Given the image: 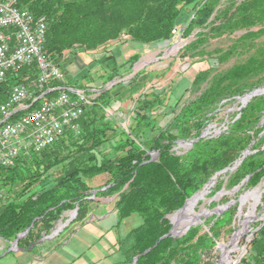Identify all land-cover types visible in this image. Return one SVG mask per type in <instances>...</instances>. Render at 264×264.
<instances>
[{
	"label": "trees",
	"instance_id": "obj_1",
	"mask_svg": "<svg viewBox=\"0 0 264 264\" xmlns=\"http://www.w3.org/2000/svg\"><path fill=\"white\" fill-rule=\"evenodd\" d=\"M19 6L44 17L45 53L60 67L66 53L73 57L110 42L149 45L169 40L184 14L188 18L182 36L193 35L194 39L182 48L183 57L203 56L210 39L238 34L227 47L208 53L214 64L197 71L191 87L184 91L197 94L186 101L182 94L170 112L166 111L165 92L151 90L135 99L126 129L107 118L106 109L115 100L131 98L147 83L149 73L143 70L128 83L102 90L80 117V133L68 130L40 153L19 157L13 167L0 168L4 191L0 238L10 242L26 232L18 239V247L23 240V248L28 249L48 235L66 211L76 209L69 226L82 225L94 194L114 196V227L134 214L141 219L117 239L122 259L115 264H131L135 256L134 264H213L211 252L222 229L233 230L236 208L190 226L179 237L168 234L172 227L169 215L216 173L231 167L249 146L254 152L229 174V185L247 181L254 187L264 181V147L260 146L264 142L260 125L264 93L250 98L225 132L200 137L222 102L264 87V0H20ZM138 58L135 53L118 63L114 55L104 54L102 82L119 77L120 69L126 64L130 68ZM62 66L63 84L88 87L77 79L66 81ZM17 79L8 77L0 83V99ZM158 115L168 117L163 125L156 120ZM179 140L194 141L185 152L176 154L173 146ZM151 152L156 153L153 160ZM99 175H105L104 182L92 186V179ZM218 183L217 188L222 185ZM242 264H264V224L258 225Z\"/></svg>",
	"mask_w": 264,
	"mask_h": 264
},
{
	"label": "rangeland",
	"instance_id": "obj_2",
	"mask_svg": "<svg viewBox=\"0 0 264 264\" xmlns=\"http://www.w3.org/2000/svg\"><path fill=\"white\" fill-rule=\"evenodd\" d=\"M187 18V14L181 17L180 24L173 32L171 39L166 41L149 45L130 42L117 45L116 42H110L97 51L88 53L79 52L73 57H70L66 53L65 58L61 62L65 66L66 81L77 79L83 84L88 85L87 88H110L112 83L102 82V76L105 72L103 68L104 64L101 61L103 55H114L117 62L122 63L129 56L136 53L139 55L138 60L130 68L128 64L121 68V75L116 77L113 83H128L138 72L143 70L149 73L148 81L144 86H140L131 98L115 100L106 109L107 118L115 120L121 128L126 129L133 115L132 111L135 99L139 94L150 92L151 90H155L158 93L165 92L166 111L170 112L171 105L182 94H184L182 101L190 100L197 94V92L193 91H186V93L184 91L186 88L191 87L192 79L197 71L206 69L214 64L212 55L210 56L208 53H211L217 47H227L231 39L238 35L234 34L230 37L222 36L210 39L204 46L205 52L203 56L193 58L188 56L183 57L181 56L182 48L194 39L193 35L188 37L182 36V28ZM232 62L233 60H230L223 67L230 65ZM62 65L61 68L63 67ZM242 98L243 96H240L221 103L214 119L203 129V132H206L205 136L220 135L227 130L229 123L233 121L234 117L239 116L240 110L243 107ZM167 118L162 119V115L156 116L157 121L161 120V125L164 124ZM260 125L263 126L262 134L264 135V115L261 118ZM190 141H177L173 146V151L176 154L185 152L192 144ZM260 146L263 148L264 142ZM246 150L249 151L248 154L254 152L250 146ZM151 156L153 159L156 158V153L151 152ZM234 169L219 173L213 179V184L207 188L204 197L198 201L194 208V212L200 214L196 222L189 224L185 229H183V222L178 223L176 227L173 222L171 223L173 234L175 237H179L184 234L188 227L203 223L204 220L212 216H220L223 212L234 206L236 212L233 218V230L228 232L226 227L222 229L218 243L211 252L213 264H219L223 251L226 249H229V262L227 264H242V259L249 254L250 241L258 229V225L264 224V181H260L254 187L248 186L247 181L231 187L228 177ZM104 179L105 175L96 176L92 179L91 184L94 187L99 186L104 182ZM209 181L212 180L210 179ZM219 181L222 182V185L217 188ZM91 192L94 193L95 190ZM89 198L93 200L89 210H92L98 204H106L107 208L110 209L111 205L114 204V196L97 197L92 194ZM176 213L177 211L169 215V218L172 220L173 215ZM75 216L76 213L73 210L64 212L62 217L55 223L53 229H51V232L48 235H43L37 241L40 243L35 244L36 242H34L30 244L29 248L33 246V250H30V253L21 251L26 250L22 246L24 245L23 240L20 241L19 247L16 245L14 248H12V244H7L6 248H3V244L0 241V264H31L32 253L44 258L43 263L35 261L33 264H85L88 261L96 262L95 264H108L114 258L112 256L105 261L103 259V261L100 260V257L103 255V246H108L106 250L108 257L114 252L109 244L115 238L116 233L120 235L124 231L128 232L127 229L133 227L134 224L132 223L134 220L141 221L140 217L134 214L125 221L121 229L114 230L110 235L95 236L96 232H101L100 225L91 226V229H87L91 230L89 233L86 230L77 232L78 223L68 225ZM240 229H244V232L238 239L236 246L233 247L230 244L231 239L235 232ZM74 233L76 235H73ZM66 241H69V243L65 244Z\"/></svg>",
	"mask_w": 264,
	"mask_h": 264
},
{
	"label": "built area",
	"instance_id": "obj_3",
	"mask_svg": "<svg viewBox=\"0 0 264 264\" xmlns=\"http://www.w3.org/2000/svg\"><path fill=\"white\" fill-rule=\"evenodd\" d=\"M19 1L0 0V83L8 77L19 78L0 99V168L40 153L68 130L80 133V117L108 89L63 84L61 67L45 53L44 17L34 16ZM205 134L202 130L200 137L218 136Z\"/></svg>",
	"mask_w": 264,
	"mask_h": 264
},
{
	"label": "crops",
	"instance_id": "obj_4",
	"mask_svg": "<svg viewBox=\"0 0 264 264\" xmlns=\"http://www.w3.org/2000/svg\"><path fill=\"white\" fill-rule=\"evenodd\" d=\"M97 197H99V196H97ZM131 216L125 218L122 221V223H121V225L119 227H114V224H115V209H114V204L111 205V208L110 209L107 208V205L106 204H98V206L93 207L92 210H89L88 215H87V218L84 221V223L82 225H78L79 227L77 229V232H79L81 230H86L89 233L91 230L89 231L87 229H91V226H93V225L95 226V225L99 224L100 227H101L100 228L101 229V232H96L95 236H98V235L99 236L110 235V233L114 232V230L121 229V227L123 226V224L125 223V221H127V219H129ZM140 222L141 221H139V220H134V222L132 223V224H134L132 228L138 226L140 224ZM127 230L129 231L130 229H127ZM126 233H127V231H124L120 235H117V233H116L115 238L112 239L111 243L109 244V246L114 250V252L112 253L113 255L111 254V255H109L107 257V251L106 250L108 249V246H103V248H104V250H102V254L103 255L100 257L101 258L100 260L103 259L105 261L106 259H109L110 257L113 256L114 259L111 261V263L108 262V264H115V263H117L118 261H120L122 259V256L118 252L117 247L115 246V244H116V240L118 238L124 237L126 235ZM73 235H76V233H74ZM100 240H102V239H100ZM0 241L3 244V248H6L7 244H12V241H10V242L9 241H5L2 238H0ZM37 243H40V242H36L35 244H37ZM68 243H69V241H66L65 242V244H68ZM31 247H33V246H31ZM30 248H28L26 250H21V251H25V252L30 253L31 252L30 251ZM32 254H33V258L31 260V264H33L35 261H37L39 263H43L44 258H41L37 254H34V253H32ZM95 263L96 262L88 261L85 264H95Z\"/></svg>",
	"mask_w": 264,
	"mask_h": 264
},
{
	"label": "bare ground",
	"instance_id": "obj_5",
	"mask_svg": "<svg viewBox=\"0 0 264 264\" xmlns=\"http://www.w3.org/2000/svg\"><path fill=\"white\" fill-rule=\"evenodd\" d=\"M246 100L247 98L243 99V101ZM212 184H213V180L210 181L202 190H200L199 192L194 194L191 198H189L186 201L184 207L180 211H178L175 215H173L172 222L174 223L175 227L178 225V223L183 222L184 223L183 229H185L189 224L194 223L199 219L200 214L195 213L194 208L198 203V201L204 197V194L207 192V188ZM243 232L244 229H240L237 232H235L230 242V244L233 245V247L236 246V243L238 242V239L243 234ZM228 253H229V249L223 251V256L219 264H227L229 262Z\"/></svg>",
	"mask_w": 264,
	"mask_h": 264
},
{
	"label": "water",
	"instance_id": "obj_6",
	"mask_svg": "<svg viewBox=\"0 0 264 264\" xmlns=\"http://www.w3.org/2000/svg\"><path fill=\"white\" fill-rule=\"evenodd\" d=\"M264 93V88H256V89H253L252 91H250L249 93H247L246 94V96H245V98H247V100L246 101H248L249 100V98H252L253 96H255V95H259V94H263ZM245 101V102H246ZM245 102H244V104H245ZM193 141L194 140H191L190 141V143H193ZM249 153V151L248 150H245L243 153H242V156L240 157V158H238L235 162H234V164L231 166V167H227V168H225V169H223L222 171H220V172H218V173H216L212 178H211V180H213V179H215V177H216V175L217 174H219V173H222V172H224V171H226V170H232V169H234V168H236V166L243 160V158L247 155ZM150 160H153V158H152V156H151V158H150ZM210 182V181H209ZM208 182V183H209ZM207 183V184H208ZM206 184V185H207ZM205 185V186H206ZM204 186V187H205ZM203 187V188H204ZM202 188V189H203ZM194 195V194H193ZM192 195V196H193ZM191 196V197H192ZM190 197V198H191ZM189 199V198H188ZM187 199V200H188ZM186 200V201H187ZM186 201H185V203H184V205L186 204ZM184 205L178 210V211H180L183 207H184ZM73 211H75V213H76V209H74ZM177 211V212H178ZM170 221H171V223H172V220L170 219ZM189 229V227L185 230V232L187 231ZM27 231V230H26ZM184 232V233H185ZM26 232H23V233H20L13 241H12V248H14V246H16L17 245V241H18V239L19 238H21L24 234H25ZM168 234H170L171 236H173V237H175V235L173 234V232H172V227H171V229H170V231H169V233ZM16 248V247H15ZM148 250H146L144 253H146ZM136 259H137V256H135L134 258H133V261H132V263L131 264H134L135 262H136Z\"/></svg>",
	"mask_w": 264,
	"mask_h": 264
}]
</instances>
